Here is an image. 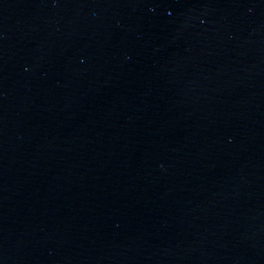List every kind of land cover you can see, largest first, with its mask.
<instances>
[{
	"label": "water",
	"instance_id": "obj_1",
	"mask_svg": "<svg viewBox=\"0 0 264 264\" xmlns=\"http://www.w3.org/2000/svg\"><path fill=\"white\" fill-rule=\"evenodd\" d=\"M0 264H264V0H0Z\"/></svg>",
	"mask_w": 264,
	"mask_h": 264
}]
</instances>
